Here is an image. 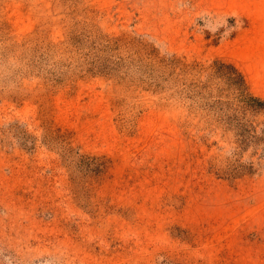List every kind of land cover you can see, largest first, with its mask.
Listing matches in <instances>:
<instances>
[{"label":"rangeland","instance_id":"rangeland-1","mask_svg":"<svg viewBox=\"0 0 264 264\" xmlns=\"http://www.w3.org/2000/svg\"><path fill=\"white\" fill-rule=\"evenodd\" d=\"M217 58L264 98V0H0V264H264V112Z\"/></svg>","mask_w":264,"mask_h":264},{"label":"trees","instance_id":"trees-1","mask_svg":"<svg viewBox=\"0 0 264 264\" xmlns=\"http://www.w3.org/2000/svg\"><path fill=\"white\" fill-rule=\"evenodd\" d=\"M151 48L152 49L150 51V55L154 54L155 56L158 57V60L162 62L166 60L167 62L165 64L166 65L168 64L169 67L175 65L176 59L174 55L171 56L169 55L168 57L160 56L157 47L151 46ZM155 50L157 52H155ZM210 71L212 77L219 78L220 75H223L222 76V78L224 79L223 83L227 85L225 88L230 92L231 90L233 91L234 97L236 98V100L243 109H251L253 112H264V98L255 96L249 92L248 85L246 83L244 75L237 68L235 64L217 58L210 65ZM90 163L92 165H95L92 169L87 171L88 175H90L92 178L98 177L101 174L106 173L109 167V164L107 165L103 162H100L98 164L94 162H90ZM245 171L249 173L251 172V169L249 170V168H247V170Z\"/></svg>","mask_w":264,"mask_h":264},{"label":"bare ground","instance_id":"bare-ground-1","mask_svg":"<svg viewBox=\"0 0 264 264\" xmlns=\"http://www.w3.org/2000/svg\"><path fill=\"white\" fill-rule=\"evenodd\" d=\"M252 45H253V44H249V46H251V48L253 47ZM245 47H246V45H245ZM253 48L257 49L258 47L256 46V47H253ZM256 53H257V51H256ZM256 53H255V54H256ZM260 66H261V65H260ZM258 71H259V67L257 66L255 72L258 74ZM263 77H264V74H262V77H261V78H263Z\"/></svg>","mask_w":264,"mask_h":264}]
</instances>
